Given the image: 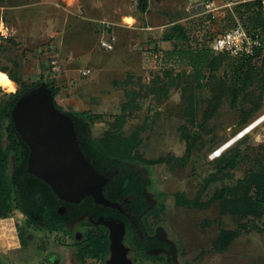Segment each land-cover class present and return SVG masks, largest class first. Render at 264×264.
Segmentation results:
<instances>
[{"label":"rangeland","instance_id":"rangeland-1","mask_svg":"<svg viewBox=\"0 0 264 264\" xmlns=\"http://www.w3.org/2000/svg\"><path fill=\"white\" fill-rule=\"evenodd\" d=\"M245 1L254 0H150L142 13L137 0H0V20L8 33L0 39V67L7 69L0 81L9 86L0 85V91L20 90L42 78L59 88L56 100L64 110L102 115L92 130L99 139L128 104L132 111L121 131L129 139L133 132L139 135L137 160L130 165L147 185L145 226L151 237L170 245L168 255L164 250L151 254L169 256L175 264H264V207L253 209L256 185L264 181V60L253 80L241 81L236 106L225 62H216L201 87L188 62L163 66L154 58L173 50L174 42L164 35L175 26L188 28L194 43L198 36L211 43L238 20L252 28L238 15ZM207 3L214 9L216 31L205 20ZM102 20L112 23L111 30L101 29ZM110 35L115 47L104 50L100 39ZM83 69L91 73L84 75ZM214 79L221 100L208 117ZM244 105L250 108L245 118ZM158 156L164 161L149 163ZM225 186L232 192L224 198ZM160 193L166 195L163 211L156 209ZM99 224L110 226L92 223L84 214L64 231L40 230L14 210L0 218V264H102L79 248L87 232L101 241ZM233 232L238 235L230 239ZM126 239L111 247L106 264L115 259L167 264L135 256Z\"/></svg>","mask_w":264,"mask_h":264},{"label":"trees","instance_id":"trees-1","mask_svg":"<svg viewBox=\"0 0 264 264\" xmlns=\"http://www.w3.org/2000/svg\"><path fill=\"white\" fill-rule=\"evenodd\" d=\"M137 4L140 12L146 13L149 10L150 0H137ZM257 6H259L258 10ZM262 13L263 9L260 0L245 1L238 7V15H240L242 22L249 24L252 27L250 28L251 30L261 33L264 30ZM210 19L212 21V15L207 13L205 16V20H208L207 23H210ZM237 22L240 21L238 20ZM178 30H180L179 36L171 38L174 42L173 50L166 53L162 51L163 57L160 60L163 63L162 65L167 66L169 63L188 62L193 69L197 85L203 87L205 86L202 83L205 80L204 77L208 74L205 81H209V78L212 77L213 68H216V62L218 60L225 62L229 69L230 85L234 94L233 104L237 106L240 98L238 95L241 89L240 83L241 81L249 82L259 71L264 60V45L259 47L253 56L233 57L227 53H219L221 55H217L214 58L211 56L213 51L210 42L204 36H198L199 39L196 38L198 40L194 43L195 38L190 37L188 28L182 30L179 26H175L165 33L164 38L170 39V35L179 33ZM206 67L210 68V73L204 71ZM0 72L5 73L7 69L0 67ZM165 73L166 75L170 74L168 69L165 70ZM42 81L43 79L41 78L35 83L23 84L20 90L12 92L0 91V218L7 217L14 210H19L27 217L28 225H35L40 230L64 231L67 229V223L80 218L84 214L90 215L92 223L99 222L101 217L110 218L112 216L126 224L127 245L135 253V256L142 255L152 259L159 258L166 261L167 264H175L169 259V256L165 258L151 254L149 252L150 248L137 240L133 227L116 208L97 204L92 198L85 197L79 203L66 204L65 213L61 214L58 209L63 202L55 196L50 186L43 179L27 171L29 148L14 127L12 109L23 93ZM45 82L53 90L57 106L64 110L56 100L59 88L50 82ZM217 84L219 83H216L215 79L213 83L209 84L214 95L210 98L208 108L205 110V114L208 117L218 110L221 100L217 92L219 90V85ZM0 85L9 87L1 81ZM243 107L242 112L245 118L250 108H246L245 105ZM131 111L128 104H123L122 113L114 116V121L110 128L106 131L104 137L100 139L92 135V130L94 122L102 115L90 110L66 112L70 113L75 120L76 130L85 154L98 170L109 177V181L104 187L105 195L111 200L122 202L125 197L133 193V201L126 202L124 207L140 216L141 221L145 224L144 216L148 207L145 203L147 185L140 173L130 165V162L137 160L135 148L140 142L139 135L133 132L131 134L132 139H129L121 131ZM238 156L239 153H236L234 160ZM162 161H164V158L158 156V158L149 160V163L156 164ZM116 170L118 171L116 172ZM220 192V196L225 198L231 194L232 188L225 186ZM254 194L253 209L261 211L264 207V181L256 185ZM157 196L161 200L156 209L163 211L165 207L163 200L166 195L165 193H160ZM178 200L183 202L182 199L178 198ZM98 229L101 232V241L95 240L92 232H87L86 238L79 243V248L92 257L100 258L102 264H106L105 262L111 253L110 226L108 224H99ZM237 235L238 232H233L229 237L233 239ZM227 237L225 236V238ZM167 246H169V243L166 241L157 242V249L165 250Z\"/></svg>","mask_w":264,"mask_h":264},{"label":"water","instance_id":"water-1","mask_svg":"<svg viewBox=\"0 0 264 264\" xmlns=\"http://www.w3.org/2000/svg\"><path fill=\"white\" fill-rule=\"evenodd\" d=\"M12 118L18 135L29 148L27 171L43 179L63 202L59 206L61 214L66 203H79L85 197L124 211L120 201L105 195L109 177L85 154L73 116L57 106L54 92L45 81L19 97ZM123 233L121 224H114L113 246L121 244ZM117 252L121 256L125 254L123 247Z\"/></svg>","mask_w":264,"mask_h":264},{"label":"built area","instance_id":"built-area-1","mask_svg":"<svg viewBox=\"0 0 264 264\" xmlns=\"http://www.w3.org/2000/svg\"><path fill=\"white\" fill-rule=\"evenodd\" d=\"M261 6L264 12V0H260ZM206 8L209 14L212 15V19L215 20V15L212 14L214 10L211 3L206 4ZM100 27L103 31H109L112 28V23L107 20L100 22ZM8 33L3 25V20H0V39H7ZM116 38L114 35L108 37H102L100 39V46L104 50H113L115 47ZM264 45V35L261 32L250 31L248 27L240 22L215 34L213 40L210 43L211 49L215 54L227 53L233 57H245L253 56L259 47ZM163 52H157L154 54V58L161 60ZM51 63L54 68L57 67V60L53 59ZM91 69H83L82 74L89 75Z\"/></svg>","mask_w":264,"mask_h":264},{"label":"flooded vegetation","instance_id":"flooded-vegetation-1","mask_svg":"<svg viewBox=\"0 0 264 264\" xmlns=\"http://www.w3.org/2000/svg\"><path fill=\"white\" fill-rule=\"evenodd\" d=\"M118 170H116V172H117ZM91 198V197H90ZM133 198H134V194L132 193V194H130L129 196H127V197H125L123 200H122V206H123V209H124V211H120L122 214H123V216L124 217H126L127 218V220H128V223L133 227V229H134V233H135V237L137 238V240L139 241V242H141L144 246H146V247H149L150 248V250H149V252L150 253H152V251H156V250H164V249H157V242L158 241H165L164 239H161V238H159V237H151L149 234H148V232H147V229H146V226H145V224L141 221V218H140V216H137L136 214H134V213H132L131 211H130V209H127L126 207H124V204L126 203V202H132L133 201ZM145 203L147 204V206H148V203H149V201H148V198H147V194H146V199H145ZM63 204V203H62ZM66 204H73V203H66ZM58 211H59V209H58ZM65 213V210H64V212L62 213V214H64ZM100 220L101 221H107V222H110V225L113 227L114 226V224H121V226L124 228V236H122V237H124V241H125V239H126V237H127V235H126V227H125V223L123 222V221H121L120 219H118V218H115V217H110V218H103V217H101L100 218ZM111 236H112V234H111V229H110V239H111V247H112V249H114L115 248V246H113L112 245V238H111ZM170 246V245H169ZM169 246H167L166 247V249L164 250V251H166V253L167 254H169L168 253V248H169ZM115 254H116V252H115ZM116 255H118V254H116ZM118 257V256H117ZM115 264H122V263H120V261L118 260V259H115Z\"/></svg>","mask_w":264,"mask_h":264},{"label":"crops","instance_id":"crops-1","mask_svg":"<svg viewBox=\"0 0 264 264\" xmlns=\"http://www.w3.org/2000/svg\"><path fill=\"white\" fill-rule=\"evenodd\" d=\"M213 22H214V23H213ZM208 24L211 26V29L214 28L213 31H216V30H215V27H214V26H215V20H214V19H212V21H211V19H210V23L208 22ZM212 26H213V27H212ZM183 29H184V28H183ZM183 29H182V30H183ZM176 34H177V33H173L172 35H170V39H167V40H171V38H176ZM160 52H162V51H160Z\"/></svg>","mask_w":264,"mask_h":264},{"label":"bare ground","instance_id":"bare-ground-1","mask_svg":"<svg viewBox=\"0 0 264 264\" xmlns=\"http://www.w3.org/2000/svg\"><path fill=\"white\" fill-rule=\"evenodd\" d=\"M252 126H254V124L252 125ZM252 126H251V128H252ZM249 129V128H248ZM242 135V134H241ZM241 137V136H240ZM225 147H223V148H221V151L224 149Z\"/></svg>","mask_w":264,"mask_h":264}]
</instances>
